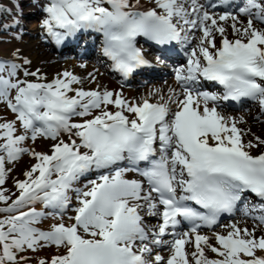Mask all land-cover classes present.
Returning a JSON list of instances; mask_svg holds the SVG:
<instances>
[{
    "label": "snow or ice",
    "instance_id": "obj_1",
    "mask_svg": "<svg viewBox=\"0 0 264 264\" xmlns=\"http://www.w3.org/2000/svg\"><path fill=\"white\" fill-rule=\"evenodd\" d=\"M28 2L38 42L98 41L100 67L49 78L0 7V264H264V135L228 110L264 120V0ZM170 60L166 89L101 82Z\"/></svg>",
    "mask_w": 264,
    "mask_h": 264
},
{
    "label": "bare ground",
    "instance_id": "obj_2",
    "mask_svg": "<svg viewBox=\"0 0 264 264\" xmlns=\"http://www.w3.org/2000/svg\"><path fill=\"white\" fill-rule=\"evenodd\" d=\"M25 9V8H24ZM29 19H31V22L29 24V27L27 29V34L24 35V44L22 47L24 48V51L27 55L31 56L34 60V63H38L39 61H45L43 65H41L44 70L47 72L49 78H51L57 71L63 70L64 68H68L73 70L76 74L78 75H85L87 71L92 70V66L95 65L96 67H100V64L98 63L97 57L99 56V51H98V46L95 47L94 51H91L90 54L88 55L89 57L87 59H83L79 56L78 54V48L75 45H70L68 46L67 50L63 51H56L54 48L49 47V51L47 49H43L42 47L45 46L43 43L38 42L37 39V31H38V21H39V16L34 10V13L32 14H25ZM92 46V44H91ZM94 48V47H93ZM69 51L71 54L72 59L71 60H61V57H63L64 54H66ZM74 54V55H73ZM181 55V59H182ZM65 59V58H64ZM178 60V59H177ZM81 62H86L89 67L88 69H81L78 67L79 63ZM101 71L104 72V76L101 77V82L108 85L109 87L112 88H118L120 86V83L116 82L115 80L112 79L110 76L109 71L105 70L104 68H101ZM154 74L153 71L148 72V74L144 73V75L147 77V80H150L151 76ZM163 76V79L168 82V84H173L174 81L171 78H168V75H161L160 77ZM168 78V79H167ZM134 79V78H132ZM155 80V79H154ZM159 84V85H153V86H162L161 88L166 89L168 84ZM122 84V83H121ZM146 85V84H145ZM144 86V85H143ZM152 85L150 86H144V88L139 87V82L136 80H129L127 83L124 84L125 92L128 95H137L140 93L145 92L147 88L153 87ZM255 108V110H254ZM251 113L252 115H257V108L253 106H249V110L247 111L246 114H244L243 111L237 112L236 116L239 115H245L246 118L249 120L251 119V116L249 115ZM248 125H245L244 127H248ZM260 135V134H258ZM264 135V134H261ZM47 143L48 142H43L41 145L37 146L38 150H46L47 149ZM29 162H23L22 165L20 166L21 173L23 170L26 169L28 166ZM22 177V176H21ZM237 219H239V215H237ZM251 224V222H249Z\"/></svg>",
    "mask_w": 264,
    "mask_h": 264
},
{
    "label": "rangeland",
    "instance_id": "obj_3",
    "mask_svg": "<svg viewBox=\"0 0 264 264\" xmlns=\"http://www.w3.org/2000/svg\"><path fill=\"white\" fill-rule=\"evenodd\" d=\"M23 2H24V13L25 14H32V13H34V9L33 8H31L30 6H29V2H28V0H23ZM15 3H17V0H10L7 4H6V9H9L10 7H11V5L12 4H15ZM15 11V9H13V12ZM28 22H29V24H30V22H31V19H29L27 16H25V20H24V25H25V27H26V29H28V27H29V24H28ZM14 45L13 44H8L7 46H6V51L7 50H10L12 47H13ZM46 47V48H45ZM43 49L45 48V49H47L48 51H49V48H48V46H43L42 47ZM60 57V56H59ZM61 58V60H71L72 59V57L70 56H63V57H60ZM65 58V59H64ZM165 67H162V68H160V69H164ZM164 71H165V69H164ZM169 74H167L168 75V78H171V76H172V72H168ZM167 78V79H168ZM138 81L140 82V85L141 86H139L138 88H140L141 87V90H142V88H144V86H150V85H158L159 83H164V81H165V79H155V80H151L150 82H147L146 80H144V79H142V78H138ZM146 84V85H145ZM144 85V86H143ZM155 87H157V86H155ZM159 87H162V86H159ZM252 106L253 107H256V105H255V103H253L252 104ZM254 110H255V108H254ZM244 112V111H243ZM230 114H232V115H236L237 113H230ZM244 114H246V111L244 112ZM9 118H11V116H9ZM249 122H250V124H249V126L248 127H251V129H252V131L253 132H255V133H257V134H264V120H261V121H253L252 119H249L248 120ZM43 142H46V141H38L37 142V146H39V145H41ZM29 143H31V142H29ZM23 162H29V157L28 156H24L19 162H17V164H15L13 167H14V171H13V173H12V176L13 177H18V178H20V179H23V176H22V173H21V170H20V166L22 165V163ZM22 176V177H21ZM11 184H12V179L11 178H9V180H8V183H7V185L6 186H11ZM52 221L51 220H49V221H47V222H45V224L44 225H42L43 227H47V224L48 223H51ZM249 222H251V221H249ZM44 253H40V255H43Z\"/></svg>",
    "mask_w": 264,
    "mask_h": 264
},
{
    "label": "trees",
    "instance_id": "obj_4",
    "mask_svg": "<svg viewBox=\"0 0 264 264\" xmlns=\"http://www.w3.org/2000/svg\"><path fill=\"white\" fill-rule=\"evenodd\" d=\"M7 3V0H0V7L4 9V4Z\"/></svg>",
    "mask_w": 264,
    "mask_h": 264
}]
</instances>
